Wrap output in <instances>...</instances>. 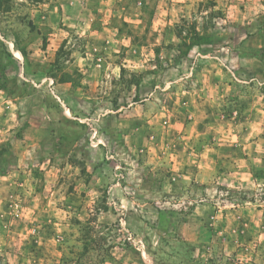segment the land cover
I'll return each mask as SVG.
<instances>
[{"label": "rangeland", "instance_id": "obj_1", "mask_svg": "<svg viewBox=\"0 0 264 264\" xmlns=\"http://www.w3.org/2000/svg\"><path fill=\"white\" fill-rule=\"evenodd\" d=\"M0 264H264V0H0Z\"/></svg>", "mask_w": 264, "mask_h": 264}, {"label": "trees", "instance_id": "obj_2", "mask_svg": "<svg viewBox=\"0 0 264 264\" xmlns=\"http://www.w3.org/2000/svg\"><path fill=\"white\" fill-rule=\"evenodd\" d=\"M189 28L191 30V34H189L190 32H187L185 36L181 37L182 39L181 45H183L186 48V50L194 45H199L201 43H204L208 37L204 29L197 30L195 26H189ZM180 35L181 33L179 32V36Z\"/></svg>", "mask_w": 264, "mask_h": 264}, {"label": "crops", "instance_id": "obj_3", "mask_svg": "<svg viewBox=\"0 0 264 264\" xmlns=\"http://www.w3.org/2000/svg\"><path fill=\"white\" fill-rule=\"evenodd\" d=\"M100 32H101V33H100V37H101V35H102V31H100ZM103 35H104V33H103ZM105 36H106V37H105ZM105 36L103 37V39L106 38L107 41H108V43H109V42H112V40H113L112 36H110V35H105ZM96 40H99V38L96 37V38H95V41H96ZM98 43H101V41H98ZM109 47H110V46H109ZM108 54H109V55L112 54L111 50L108 51ZM113 62H114V61H113ZM100 64H103V67H107V68H110V69H111L112 66H113L112 63L107 62L105 59H104L103 63H100ZM206 163H207V161H204V164H206ZM210 164H211V162H210ZM204 170H206L204 167H203V168L199 167V170H198V172H197L196 175H195V178H196L197 180H199V181H207V180H209V178H211V174H210V172H209V176L206 175L207 177H202V175H201V171H204ZM210 170H211V172H212V168H211Z\"/></svg>", "mask_w": 264, "mask_h": 264}]
</instances>
